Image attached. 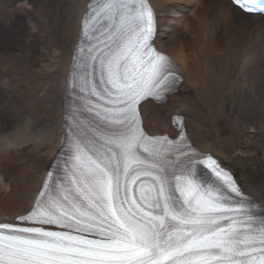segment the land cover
I'll return each mask as SVG.
<instances>
[{"label":"snow or ice","instance_id":"6c2138e0","mask_svg":"<svg viewBox=\"0 0 264 264\" xmlns=\"http://www.w3.org/2000/svg\"><path fill=\"white\" fill-rule=\"evenodd\" d=\"M236 2L264 14L257 0ZM153 25L144 0H98L83 19L95 42L81 49L78 104L62 116L63 175L18 217L41 226L0 223V264H264V218L232 177L183 136L139 127L137 106L178 85L172 62L149 43ZM200 165L211 179L198 178Z\"/></svg>","mask_w":264,"mask_h":264},{"label":"bare ground","instance_id":"6f19581e","mask_svg":"<svg viewBox=\"0 0 264 264\" xmlns=\"http://www.w3.org/2000/svg\"><path fill=\"white\" fill-rule=\"evenodd\" d=\"M144 1L156 50L180 69L165 105H139L144 122L148 115L153 123L147 129L171 133L170 116L181 113L192 145L264 208V131L235 121L238 138L231 134L225 144L218 114L226 108L217 102L221 91H235L243 109L264 104V16L228 0ZM87 2L0 0V222L28 211L57 150L62 93Z\"/></svg>","mask_w":264,"mask_h":264},{"label":"rangeland","instance_id":"374dc122","mask_svg":"<svg viewBox=\"0 0 264 264\" xmlns=\"http://www.w3.org/2000/svg\"><path fill=\"white\" fill-rule=\"evenodd\" d=\"M257 87L261 89V85L257 84ZM226 94V92L221 91L217 96V102L225 103L226 108L218 114L219 130L225 144H227V138H229L231 134L233 135L235 141L238 138V134L235 130V121H239L246 127L253 126L255 127V130L264 131V104L260 105L258 109L255 105H250V108L246 110L241 108L235 91H232L227 95ZM259 96L264 99V94ZM259 99L263 101L261 98ZM145 121L147 126H153L151 118L148 115L146 116ZM260 138L261 141L263 140L264 142V136L261 137L260 135Z\"/></svg>","mask_w":264,"mask_h":264}]
</instances>
